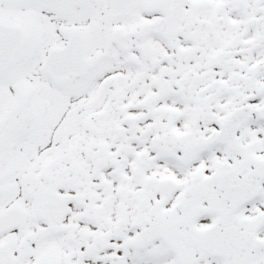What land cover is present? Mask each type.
I'll return each instance as SVG.
<instances>
[{"label":"snow or ice","instance_id":"1","mask_svg":"<svg viewBox=\"0 0 264 264\" xmlns=\"http://www.w3.org/2000/svg\"><path fill=\"white\" fill-rule=\"evenodd\" d=\"M0 264H264V0H0Z\"/></svg>","mask_w":264,"mask_h":264}]
</instances>
